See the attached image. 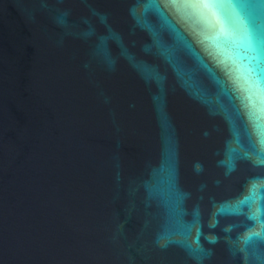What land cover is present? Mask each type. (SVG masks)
<instances>
[{
  "label": "water",
  "instance_id": "95a60500",
  "mask_svg": "<svg viewBox=\"0 0 264 264\" xmlns=\"http://www.w3.org/2000/svg\"><path fill=\"white\" fill-rule=\"evenodd\" d=\"M249 30L264 0H0V264H264Z\"/></svg>",
  "mask_w": 264,
  "mask_h": 264
},
{
  "label": "snow or ice",
  "instance_id": "6c2138e0",
  "mask_svg": "<svg viewBox=\"0 0 264 264\" xmlns=\"http://www.w3.org/2000/svg\"><path fill=\"white\" fill-rule=\"evenodd\" d=\"M248 37L253 47L264 51V36L258 35L255 30H249ZM210 75H212V73H210ZM237 99L240 101V106L244 109L245 114L248 116V119L250 121H255V116L251 109L250 103L242 96H238ZM260 127L264 129V123L260 124Z\"/></svg>",
  "mask_w": 264,
  "mask_h": 264
}]
</instances>
